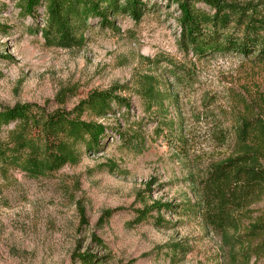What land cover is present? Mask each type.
Listing matches in <instances>:
<instances>
[{
    "label": "rangeland",
    "instance_id": "obj_1",
    "mask_svg": "<svg viewBox=\"0 0 264 264\" xmlns=\"http://www.w3.org/2000/svg\"><path fill=\"white\" fill-rule=\"evenodd\" d=\"M19 1L0 0V107L72 111L93 92L114 91L129 108L93 119L106 137L77 166L34 179L0 165V264H81L82 255L106 264H264V237L246 236L264 199L238 216L228 243L189 208L199 205L201 177L232 156L240 122L264 118V66L184 53L167 1L146 0L140 22L119 16L114 29L92 21L85 45L71 50L47 46L45 9L23 17ZM187 71L195 73L182 83ZM143 76L156 81L162 107L150 110L139 94ZM165 205L172 209L158 211ZM143 210L151 218L134 225Z\"/></svg>",
    "mask_w": 264,
    "mask_h": 264
},
{
    "label": "trees",
    "instance_id": "obj_2",
    "mask_svg": "<svg viewBox=\"0 0 264 264\" xmlns=\"http://www.w3.org/2000/svg\"><path fill=\"white\" fill-rule=\"evenodd\" d=\"M145 1L20 0L17 6L23 17H36L43 7L46 19L41 34L45 43L71 50L85 45L92 21H98L103 29H114L112 20L119 16L140 22L147 10ZM163 1L177 7L179 46L187 55L198 61L237 58L253 66H264V0L245 4L226 0ZM194 73H184L182 83ZM156 87L153 77L143 76L139 83V94L148 101L150 110L163 106L164 97ZM59 102L64 104V99ZM115 108L128 109L129 104L116 97L114 91L93 92L72 111L58 109L49 113L34 105L0 107V132L15 125L10 139L0 142V165L20 168L34 179L51 176L66 166H77L83 151L98 153L106 137L107 128L93 119L106 118ZM86 115L89 120L84 118ZM119 136L125 139L124 135ZM198 185L199 205L189 208L197 209L206 226L228 243L230 232L238 228V216L264 199L263 117L240 122L232 156L211 166ZM163 209L172 207L165 205L158 211ZM149 218V211H139L133 224H142ZM162 222L158 220L156 224ZM246 236L264 237V215L251 225ZM79 261L106 264L92 255H82Z\"/></svg>",
    "mask_w": 264,
    "mask_h": 264
}]
</instances>
